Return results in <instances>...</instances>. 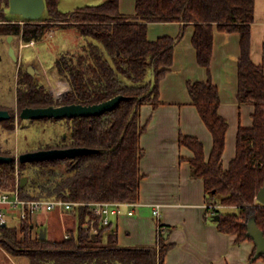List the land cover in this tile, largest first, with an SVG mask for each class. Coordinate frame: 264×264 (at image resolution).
I'll list each match as a JSON object with an SVG mask.
<instances>
[{
	"label": "trees",
	"instance_id": "obj_1",
	"mask_svg": "<svg viewBox=\"0 0 264 264\" xmlns=\"http://www.w3.org/2000/svg\"><path fill=\"white\" fill-rule=\"evenodd\" d=\"M40 19L8 24L10 0H0V33L15 32L26 43L42 39L50 23L76 27L85 37L82 51H67L56 61V69L71 90L56 100L44 85L34 84L30 101L20 93L21 107L100 103L119 94L126 97L113 109L96 115L54 118L64 120L67 131L59 139L31 150L67 147L97 149L74 158L20 162L19 175L28 181L19 188L25 198H65L81 201H138L141 194V136L147 123L141 119L145 104L158 106L160 83L174 62L179 36L149 38L151 22L193 23L192 37L199 64L210 72L215 28L240 34L238 61L239 104L254 107L253 123L240 126L236 155L227 167L223 163L229 121L219 112L221 97L211 75L189 81L193 104L213 135V147L206 157L203 142L196 136L180 134V144L189 147L193 176L203 179L207 202L219 218L218 229L236 235V242L253 240L248 224L254 219L264 232V204L257 195L264 186V59L257 64L251 56V26L255 20V0H137L134 14L120 10V0L87 4L69 12L60 10V0H45ZM50 120L52 118H40ZM17 183L15 161L0 162V190H13ZM218 195L222 198L218 199ZM221 206H234L237 212H224ZM219 206V207H218ZM69 238H33L32 222L26 229L8 224L1 227V243L10 253L25 250L32 260L46 253L49 264H164L169 228L159 221L156 245H122L113 223L101 225L92 233L86 224L95 215L86 207L69 212ZM67 213V214H69ZM31 219V218H29ZM113 222V221H112ZM24 237L21 232H25ZM259 258L264 260V255ZM33 253V255L31 254Z\"/></svg>",
	"mask_w": 264,
	"mask_h": 264
},
{
	"label": "crops",
	"instance_id": "obj_2",
	"mask_svg": "<svg viewBox=\"0 0 264 264\" xmlns=\"http://www.w3.org/2000/svg\"><path fill=\"white\" fill-rule=\"evenodd\" d=\"M136 2L120 0L121 12L134 14ZM194 31L193 23L181 21L149 24L150 39L163 35L179 36V39L173 65L160 83L161 103L156 107L145 104L141 109V119L147 123V129L141 136L144 148L141 171L144 176L140 198L137 205L126 201L122 212L113 217V228L122 245H156L159 222L153 215V205L159 203L162 206L160 221L169 228L167 243L172 244L165 254L164 264H264L259 259L250 261L255 250L252 240L237 243L236 235L218 229L217 214L207 202L204 181L193 176L189 161L193 151L179 141L182 133L196 136L204 144L206 157L211 154L213 135L193 104L188 86L189 81H204L209 74L219 88V112L229 121L223 154L225 167L236 155L240 126L250 127L253 123L254 107L241 105L237 99L240 34L215 28L209 72L198 62L192 41ZM251 35V56L260 64L264 59V0H255ZM131 208H134V214L128 213ZM40 213L59 220L66 231L71 228L68 222L71 224L73 217L67 212ZM34 216L31 217L32 226H35Z\"/></svg>",
	"mask_w": 264,
	"mask_h": 264
},
{
	"label": "rangeland",
	"instance_id": "obj_3",
	"mask_svg": "<svg viewBox=\"0 0 264 264\" xmlns=\"http://www.w3.org/2000/svg\"><path fill=\"white\" fill-rule=\"evenodd\" d=\"M101 1L102 0H60L59 8L62 11L69 12L77 9L80 6H84L87 4H96ZM11 15L12 19H18L19 21H21V25L24 26L25 21L22 20L21 16L16 14ZM49 25L50 28L48 32L45 33L42 39L38 41L34 40V43L29 44L28 46V43H26L25 41L22 42L20 40V46L17 45L16 48L17 50L23 49L26 57L30 60H35L36 65L42 70L40 77H38L39 86L44 85L46 89L49 90L50 93H52L56 100H60L66 93L71 90V86L65 78L58 74L56 69V61L62 54L67 51H72L74 53L81 52L83 45L86 43V39L74 26L64 25L60 23V21L52 22ZM21 37V35H18L19 39H21ZM22 44H25L26 46L24 48H21ZM65 82L69 84L68 89L65 92L61 93V91L59 90L62 83ZM12 105L16 108V100L14 98L12 99ZM15 123L16 127L13 132L4 131L2 126H0V148H4L5 145L3 143H7L9 147L13 148V153L11 154V156L13 157L20 155L21 153L26 151H32V148L40 146L41 144H45L46 142H51L54 139H59L61 135L68 129L67 124L64 120L56 121L54 118L50 120H24L23 122H19V126H17V120L15 121ZM7 136L8 141H6L5 139V137L7 138ZM0 152L3 151L0 150ZM15 188L13 190H15ZM13 190L1 191L12 192ZM217 197L218 199L222 198L221 195H218ZM221 209L224 212L238 211V208L234 206H222ZM47 215L48 214L43 215L42 213H37L34 216L33 224H35V229L40 230L42 228L48 227L47 238L57 239L64 237L66 228L61 224L59 220H57L56 218L54 219L53 217H48ZM8 217L9 219L11 217V221L9 222V224L17 226L20 230L26 229L27 225L32 222L31 219H28L26 222L20 223V219L18 217L14 219L12 218L15 216L8 215ZM68 230L69 229H67V232H69ZM24 231L25 232L23 233L21 232L22 237L26 235V230ZM71 234L72 233H70V235ZM33 238H36V235H33ZM21 251L25 253L27 252L25 250ZM8 259V253L3 248L0 240V264H7ZM258 261L264 262L261 258H259ZM10 263L12 264L11 260L9 261V264Z\"/></svg>",
	"mask_w": 264,
	"mask_h": 264
},
{
	"label": "water",
	"instance_id": "obj_4",
	"mask_svg": "<svg viewBox=\"0 0 264 264\" xmlns=\"http://www.w3.org/2000/svg\"><path fill=\"white\" fill-rule=\"evenodd\" d=\"M46 10L45 0H10V13L22 15L26 19H40ZM126 96L119 94L113 98L100 103L85 105L81 103H71L63 105H49L41 107H25L22 111V117L25 119H40V118H64L78 117L84 115H96L104 111L115 108L121 100ZM9 117V112L0 110V119ZM66 136V134H65ZM97 149L90 147H67V148H49L26 151L19 155L20 162H28L35 160H47L56 157L74 158L79 155L96 151ZM15 157L0 154V162H12ZM28 181V176L21 178V186H24ZM257 199L264 204V186L257 195ZM219 215L216 216V219ZM4 226H6L4 224ZM248 234L253 239L256 252L253 259H257L264 255V232L257 226L254 219L248 224ZM40 238H47V228L40 230ZM57 264H78L71 262H58Z\"/></svg>",
	"mask_w": 264,
	"mask_h": 264
},
{
	"label": "flooded vegetation",
	"instance_id": "obj_5",
	"mask_svg": "<svg viewBox=\"0 0 264 264\" xmlns=\"http://www.w3.org/2000/svg\"><path fill=\"white\" fill-rule=\"evenodd\" d=\"M10 11V6H9ZM12 14V13H10ZM18 15V14H16ZM24 18L22 15H19ZM8 24L21 23L18 19H10L5 21ZM24 42L23 38H18V34L15 32L0 33V110L8 111L9 117H3L0 119V126L4 131L13 132L15 130V121L23 122L24 120L33 121L34 119H25L22 117V111L25 107H33L31 105H25L21 107L20 93L25 91L26 102L30 101L32 96V89L34 84H38V77L41 75V69L36 65L35 60H30L26 57L24 50H17L16 46L19 45V41ZM30 43L27 44V46ZM26 45L22 44L21 48ZM16 100V108L12 105V99ZM6 141H8L5 137ZM5 147L0 150L2 155L11 156L13 148L9 147L7 143H3ZM33 233L36 237L40 238V230H36L35 226H32ZM41 239V238H40ZM4 248V247H3ZM5 249V248H4ZM8 253V257L12 264H49L46 253L40 255L37 254V259L32 260L31 255L28 252H17L12 254ZM33 255V253H31ZM7 264H9V260ZM4 261V260H3ZM56 262L55 264H57ZM11 264V263H10Z\"/></svg>",
	"mask_w": 264,
	"mask_h": 264
},
{
	"label": "built area",
	"instance_id": "obj_6",
	"mask_svg": "<svg viewBox=\"0 0 264 264\" xmlns=\"http://www.w3.org/2000/svg\"><path fill=\"white\" fill-rule=\"evenodd\" d=\"M34 43V40L31 42ZM60 95V93H59ZM19 155L15 156V165L17 168V184L12 192L0 190V232L1 227L8 225L11 221L8 215L18 217L20 223L26 222L29 218L43 211L58 210L61 213L72 212L80 208H88L95 217L90 219L85 225L92 233H97L99 227L95 224L96 219L100 220L101 225H109L113 221L114 216H118L122 212L123 206L127 204L125 201H81L69 200L62 197L59 198H25L20 195L21 177L19 175ZM137 205V201L132 202ZM162 206L159 203L153 205V215L159 222L162 216ZM129 214H134V208L128 210ZM160 234V226L158 225V236ZM70 232H65L64 237L69 238Z\"/></svg>",
	"mask_w": 264,
	"mask_h": 264
},
{
	"label": "bare ground",
	"instance_id": "obj_7",
	"mask_svg": "<svg viewBox=\"0 0 264 264\" xmlns=\"http://www.w3.org/2000/svg\"><path fill=\"white\" fill-rule=\"evenodd\" d=\"M68 86H69V84L67 82L62 83L61 88H60L59 91H61V93L65 92L68 89Z\"/></svg>",
	"mask_w": 264,
	"mask_h": 264
}]
</instances>
